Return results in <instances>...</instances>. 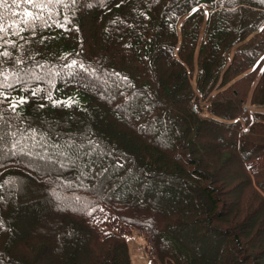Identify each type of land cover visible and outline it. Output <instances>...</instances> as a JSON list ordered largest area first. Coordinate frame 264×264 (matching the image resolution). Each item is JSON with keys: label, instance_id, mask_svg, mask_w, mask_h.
<instances>
[{"label": "trees", "instance_id": "16d2710c", "mask_svg": "<svg viewBox=\"0 0 264 264\" xmlns=\"http://www.w3.org/2000/svg\"><path fill=\"white\" fill-rule=\"evenodd\" d=\"M55 12L71 23L9 36L0 57L9 76L28 72L0 104L23 150L0 155V264H131L118 223L145 233L158 264H264V165L251 164L264 113L233 92L259 76L246 103L264 109V0H78ZM73 93L82 101L52 103ZM88 139L105 154L86 155ZM37 151L53 161L24 154Z\"/></svg>", "mask_w": 264, "mask_h": 264}, {"label": "snow or ice", "instance_id": "6c2138e0", "mask_svg": "<svg viewBox=\"0 0 264 264\" xmlns=\"http://www.w3.org/2000/svg\"><path fill=\"white\" fill-rule=\"evenodd\" d=\"M77 2L78 0H0V49H4L3 51H0V57H8L11 55V53L5 47L6 45L15 47V42L7 38L9 36H20V34L26 30H32L34 32L37 25L39 24H42L46 27H51L54 23L57 27H65L66 24L71 23V20L67 15L64 16V23H60L54 19V16L57 14L55 12V6L60 5L64 8H69L75 5ZM5 13H8V15L6 16ZM17 63L22 62L18 60ZM68 67H78L81 71H86V66L82 62H78L75 59L70 62ZM27 74V70L20 69L19 71L12 72L11 76H9L7 71L2 66H0V104H3L6 100H9V96L5 92V89L13 88L16 82L26 83L25 76ZM123 79L126 81L127 77H124ZM37 91L38 90H32V95H36ZM48 99H52L50 93L48 95ZM26 102L27 100L25 97H19L10 103V108L13 112H15L19 105ZM52 103L55 105L64 103L67 106H71L73 101L70 100L67 102H60L53 100ZM25 135L26 137L35 139L37 135L43 137L44 133H38L36 129L29 128L27 134ZM20 142L21 141L18 138L17 132L12 130L11 126L3 121L2 118H0V155L20 154V152L23 151L18 147ZM37 143H39V141H37ZM87 144L90 146V150L89 152L85 153L86 155H90L92 151L98 150L101 151L102 154H105L106 152V150H103L99 141L88 139ZM66 146L70 149L77 147L75 142L71 140L67 142ZM33 147H35V145H33ZM24 154L30 155L33 160L37 161H53L52 156L45 155L39 151ZM64 154L65 153L63 152L60 153V155ZM106 154L111 155L112 153L107 152ZM114 166L123 168L124 163L122 160H117ZM106 171L107 168L103 170V172ZM103 172H101L99 175L102 176ZM76 200H80V198L76 197ZM90 214L91 213L89 212V215Z\"/></svg>", "mask_w": 264, "mask_h": 264}, {"label": "rangeland", "instance_id": "374dc122", "mask_svg": "<svg viewBox=\"0 0 264 264\" xmlns=\"http://www.w3.org/2000/svg\"><path fill=\"white\" fill-rule=\"evenodd\" d=\"M251 35H253V34H251ZM195 57H196V53H195ZM258 77L259 76H257L254 79V81L252 82V84L249 87V90H247L244 82H241V81H240L238 86L233 88V92L238 93L239 98L242 96V100H244L243 102L245 104H248L246 102L250 101V99H249L250 94L252 92V89H253L255 82L258 80L257 79ZM192 83H193V81H192ZM70 100L73 101L74 103H79L82 101V98L79 95L73 93L68 98H66V102L70 101ZM196 102L200 105V102H198V101H196ZM249 104H250V102H249ZM258 106L257 105H251V107H253V108H250V110L260 111V112L264 113V109L262 107L259 108L260 106L259 107ZM202 112H203L202 114H206V109H203ZM259 132H260V134H264V130H260ZM254 135L256 136V134H254ZM255 136H253V138L257 139V137H255ZM251 164H253L254 167H259V166L264 165V154L255 158L253 161H251ZM220 180L222 181L223 179H220ZM219 186H222L220 182H219ZM221 190H226L225 186L221 187ZM223 198H228V196L224 195ZM39 206L42 209V211H44L45 204L42 203ZM230 210H231V213L229 214L230 219L241 220L243 218L244 214H242V213L235 216V212H232L233 206L230 208ZM42 211L38 212V213H40L39 218H38V222L39 221L40 222L45 221L48 223L49 218L46 217V215H45L46 213L45 212L42 213ZM118 224L123 228V230L126 233V239H127L128 244H129L131 264H158L154 261L153 256L151 255V250H150L149 243H148V240L146 238L145 233L141 232L139 229H134V228H131L130 226H126L123 223H118ZM100 226L102 229H106L109 227L115 228L114 225L109 222V219H104L102 222H100ZM261 248H262V244L260 246H255L252 249L255 250L256 252H258V251H260ZM246 264H251V262L248 261V263H246Z\"/></svg>", "mask_w": 264, "mask_h": 264}, {"label": "built area", "instance_id": "2783aa9c", "mask_svg": "<svg viewBox=\"0 0 264 264\" xmlns=\"http://www.w3.org/2000/svg\"><path fill=\"white\" fill-rule=\"evenodd\" d=\"M193 110H194V108H193Z\"/></svg>", "mask_w": 264, "mask_h": 264}]
</instances>
